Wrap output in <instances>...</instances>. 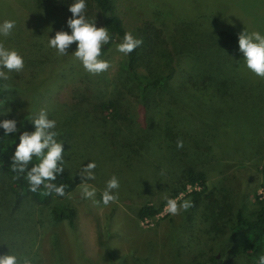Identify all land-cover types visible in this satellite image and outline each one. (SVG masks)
<instances>
[{"label": "rangeland", "instance_id": "rangeland-1", "mask_svg": "<svg viewBox=\"0 0 264 264\" xmlns=\"http://www.w3.org/2000/svg\"><path fill=\"white\" fill-rule=\"evenodd\" d=\"M37 2L0 0V22L6 19L16 22L7 42L25 50H34L45 43L37 27L45 22V15L49 14L45 10L41 12ZM114 9L126 30L139 39L144 38L143 28L147 24L162 30L176 29V33L182 35L181 38L191 32L198 36L201 32L204 38L199 42L213 49L217 47L215 58L211 55L212 60L216 62V58H220L225 65L229 61L222 54L225 51L219 48L222 40L213 32L214 23L226 21L238 33L246 29L264 35V0H115ZM49 17L51 22L52 15ZM95 20L97 27H103L98 16ZM117 42L102 54L101 58L108 60L111 67L99 75L87 73L74 58L72 53L76 50V44L73 43L68 49V55H56L52 62L38 70L32 82L16 78L14 81L11 78L8 80L10 96L20 101L21 110L18 115L42 109L39 101L44 98H67L72 87L88 85L96 90L101 88V93H111V83L117 82L120 99L125 103V117L130 118L131 127L128 129H141V134L136 136L141 139V145L146 147V150L138 154L120 151L117 155L111 149L113 140L106 133L102 138L94 137L87 132L90 129L88 126L83 127L82 144L79 145L83 148L75 152L68 162L72 179L78 180L69 193L71 198L67 195L65 199L29 205L21 211L20 225H16L21 235L16 244L19 256L21 259L31 258L33 264H184L188 257L191 259L198 256L208 260L212 255L220 253L218 259L222 261L221 264H246L245 257L239 254L240 247L232 243L227 228L219 231L221 235L218 239H221L222 244L206 235L205 228L208 233L210 223L203 221L201 203L175 216L167 214L164 207L156 217L146 221L139 220L136 211L146 201L156 204L162 201L160 197H168L167 193L172 187L169 186L171 178L192 162L188 155L187 162L185 158L176 161L177 164L168 161L169 152L165 151L168 144L172 147L169 150L171 155L176 151L192 152L191 148L196 146L202 150L198 151L197 156L204 160L206 154L213 152L216 160L212 168H205L204 191L211 192L210 195L221 207L233 213L241 210L243 215L250 216L258 210L264 201L261 172L264 165V79L246 68L243 55L238 50L242 68L234 76L231 75L233 80L223 88L225 94L221 92L222 96L211 90H200L195 100L185 103L182 100L185 89L173 88L169 97L175 99L173 105H178L176 102L181 99V105L176 106L175 110H167V115L173 117L176 113L179 116L187 113L189 124L182 118L185 133L164 135L162 131L167 134L168 129L166 124L161 122L160 133L152 122H148L147 117L148 114H156L160 124L164 113L159 108L157 111L152 110L154 104L147 105V101H160L157 104L162 107L166 103L165 97L150 93L146 95L149 98L143 100L141 96L127 91L124 93L121 85L126 82L121 75L125 73L120 70L124 54L116 50ZM169 42L168 37L166 45ZM181 51V48H177L174 53L180 54ZM182 56L180 61L175 57L176 74L183 72L181 67L185 64L181 62ZM204 56L202 53V57L198 58L201 60L191 64V70L200 74L210 73L212 76L216 71L211 62L207 65ZM191 61L186 60L185 63L188 65ZM146 69L141 66L139 72L148 74ZM189 75L193 74H183L184 77ZM125 86V89H131L130 83ZM30 103L34 109L28 107ZM37 106L40 107L37 109ZM179 107L181 110H178ZM186 107L195 111L189 113ZM4 113L0 110V116L3 117ZM14 119L19 121L20 117ZM152 126L153 130L149 131ZM128 136L132 135L129 133ZM178 139L184 142L182 149L176 147ZM193 140L197 142L196 145ZM91 161L97 165L94 170L95 180L87 181L97 190L94 200L101 201V193L111 176L115 175L119 179L120 187L114 190L118 191L119 199L107 207L102 201L97 204L93 199L81 198L80 184L83 181L79 172ZM188 193L184 190L176 198L178 202L185 199L193 202ZM55 208L67 212L72 209L73 215L68 220H57L52 214ZM186 231H189L188 235H185ZM187 238H191L190 250Z\"/></svg>", "mask_w": 264, "mask_h": 264}, {"label": "trees", "instance_id": "trees-1", "mask_svg": "<svg viewBox=\"0 0 264 264\" xmlns=\"http://www.w3.org/2000/svg\"><path fill=\"white\" fill-rule=\"evenodd\" d=\"M114 1L115 0H86L87 8L84 13L86 18L89 21H94L96 16H98L102 26L107 27L112 37V41L103 46L102 54L107 52L114 42L118 41L117 43H119L124 33L127 31L121 18L114 11ZM71 3H73V0H38L37 4L41 12L44 10L47 11L49 15H52V20L49 22V15H45V22L39 24L37 27V31L44 37L45 43L38 45L34 50L22 49L17 44L7 42L8 38L0 36V42H3L5 47L16 49L24 58L23 70L20 72H11L9 74L13 81L16 78L17 80L21 79L32 82L38 70L45 64L53 61L57 54L55 49L48 46V39L49 37H54L55 32L59 30L67 31L69 34L71 33L66 23L67 19L71 17V13L68 10V5ZM213 25L215 26L213 30L214 34L216 33V36L222 40L221 44H219V48L225 51L222 52V54H224L225 58L229 61L226 64L228 65L229 63L228 66H226L220 58H216V62L212 60L211 55L215 58L216 54L214 52L217 47L213 49L199 42L204 38L201 32L198 36L193 35L192 33L194 32H191L181 38L182 35L176 33V29H163V31L162 28H156V26L150 24H147L143 28V33L145 32V34L142 36L144 38L141 39L144 43L129 55H124L120 69L125 73L124 76L121 75L126 82L121 85L124 93L127 91L129 94L141 96V98H144L143 100L149 98L146 96L147 94L155 93V96L160 94L163 98L165 97L166 103H170L168 105L165 103L164 106L160 107L157 104L160 103V101L157 102L154 99L147 101V105L151 103L154 104L155 108H152V110L154 109L157 111L159 108V110L164 113L163 121H160V124H158L159 122L156 114H148L147 116L148 122H152L153 126L159 129L158 131L160 133V129L162 128L161 122L163 125L166 124L168 129L167 134L162 131L164 135L173 136L185 133L183 129L186 127H182V118L189 124L186 118L187 115H189L187 113L183 115L180 114V116L176 113L173 117L172 115H167V110H175L176 106L181 105V99L178 100L179 102H176L179 103L178 105H173L175 99L169 97L173 88L185 89L186 94L184 93V97L182 98L185 103H190V101L195 100V95L197 96L200 90L206 92L211 90L214 94L222 96L221 92L224 93L223 88L226 87L228 82L233 80L232 76L242 68V61L238 55L240 53L237 52V30H233V27L227 24L226 21L222 23L217 22ZM168 37L171 41L169 42L171 47L169 44L166 45ZM177 48L182 49L180 54L177 53L178 55L174 53L177 51ZM220 50H218V52H220ZM202 53L205 54L203 59L207 61V65L209 66V62H211L213 70L216 71L212 76L210 73L200 74V72L191 70V64L199 62L201 59L199 60L198 58L202 57ZM181 56L183 57L181 62L185 65L181 67L183 72L176 74L175 57L180 61ZM186 60L192 61L187 65L185 63ZM141 66L147 68L148 74H141L139 72ZM184 72L193 75L184 77ZM4 83L9 85L8 81H0V110L7 113L9 109H11V112L3 117L0 116V120L18 119V117H20V120L17 121V127L20 129V133L23 131H34V125L30 121L38 115L41 110L38 109V107L42 105V109L47 111L48 118L56 121L55 131L58 132L56 139L63 144L64 148V172L58 175L57 179L52 181V183L57 186L61 184L65 185L66 194H69L75 184L78 183V180L72 179V171L68 166V162L73 158L72 155H74L75 152L83 148V146H79L82 144L83 127L88 126L90 129L87 132L95 135L94 137L102 138L101 136H104L106 133L108 137L113 140L112 142L115 143L114 145L111 142V149H113L116 154L120 151H123L125 154L129 151L133 154H138V152L146 150V147L141 145L142 142L139 136H136L141 134V129H128V127H131L130 118L127 119L125 117V103L123 99H120L119 95H121V93L118 91L117 82L111 83L113 85L111 93H106V91L101 93V88L96 90L95 87H90L88 85L72 87L68 92L67 98L61 99L57 96L52 100L44 98L42 101H39L41 105L37 106L38 110L34 111L35 113L28 114L24 112V115H18L19 110H21L20 101L12 98L9 90L5 91L3 89ZM129 83L131 89L127 90L125 89V85ZM91 85H94V83H91ZM124 97L125 95L123 94V98ZM28 107L34 109L31 103ZM178 110H181V108L179 107ZM185 110L189 113L195 111V109H190L189 107H186ZM206 117H211V115H206ZM216 117L219 118L218 116ZM153 126L149 131L153 130ZM191 130L193 129L191 128ZM20 133L4 136V130L0 128V255L7 254L10 251L11 254L16 255L18 258H21V256H19L16 244L19 243L21 235L18 232L19 227L16 225H20L19 220L21 211L29 205L45 204L50 200H61L67 197V195L63 197L58 196L55 192L47 194L48 190L43 186H41L36 193L29 191L26 173L19 174L18 179L15 178L17 173L13 172L11 169V157L14 154L16 145L19 143ZM129 133L132 136H128ZM193 143L195 145L197 144L195 141ZM167 147L168 149L165 151L169 152L168 161L171 163L182 161L184 158L187 159V155L191 157L192 162L190 164L188 163V166L182 168V171L178 175L175 174V177L171 178L169 186L172 187L169 193H167L168 197H160L162 201L156 204H151L150 201H146V203L141 205L136 211V217L142 221L156 217L165 207L166 198H177L187 184L198 183L203 189L192 191L188 193V196L192 198L194 208H196L199 203L203 204V213L201 214L203 215V221L210 223L208 233L205 228L206 235H208L209 238L213 237L217 239V243L222 244L220 242L221 239H218L221 235L219 231L227 228L232 236V243L240 247L239 254L245 257V263L256 264L258 257L264 255V201L261 202L258 210L250 216L243 215L241 210H237L233 213V211H229L228 208L221 207L212 198L210 195L211 192L207 191L206 193V191H204L206 183L205 168H212V163L216 160L213 157V152L206 154L203 160L201 157L199 158L197 156L198 151L202 150H199L196 146L194 149L191 148L193 150L192 152L188 151V153L187 151L184 152V150L180 152L176 151L174 155H171L172 152L169 151L172 150V147L169 144ZM187 161L188 159L186 162ZM37 162V159L33 157L32 164ZM177 162L175 164H177ZM201 164L203 166H201ZM31 166L30 164L29 167ZM217 170L220 171V169ZM261 172L262 185L264 186V165ZM172 174L173 173L170 175ZM255 178L257 180V176H255ZM52 214L57 220H68L72 217L73 210L68 209L67 212L55 208ZM188 234L189 231H186L185 235ZM190 241L191 238H187L188 250H190ZM219 257L220 253H218L217 256L212 255L208 260H202L198 256L191 259L188 257V261L184 264H221L222 261L218 259Z\"/></svg>", "mask_w": 264, "mask_h": 264}, {"label": "clouds", "instance_id": "clouds-1", "mask_svg": "<svg viewBox=\"0 0 264 264\" xmlns=\"http://www.w3.org/2000/svg\"><path fill=\"white\" fill-rule=\"evenodd\" d=\"M87 8L86 0H73L68 5L71 13L66 21L71 33L59 30L55 32L54 37H49L48 46L55 49L58 56L68 55L69 47L75 43L76 50L72 53L74 58L78 60L84 70L90 75H99L108 71L111 64L108 60L102 59V48L112 41V37L107 27H97L96 20L89 21L85 16ZM16 26L14 20H4L0 22V36L9 37ZM143 43L142 39L135 37L132 32L126 31L122 40L116 45V50L124 55H129L137 47ZM238 50L243 55L246 68L255 76L264 79V35L259 31L248 32L246 29L238 33ZM24 68V58L13 48L5 47L0 42V81L10 80L11 72H20ZM6 70V71H5ZM5 91L9 90L7 83L3 84ZM11 109L3 115H7ZM34 125V131H23L17 127L16 119L0 120V128L4 130V136L9 134L20 133L19 143L15 147L13 156L11 157V169L19 174L26 173V179L29 185V191L36 193L41 186L47 189V194L55 192L58 196H66L71 198V194H66L65 185L57 186L52 183L57 176L64 172V148L63 144L58 142L56 137L58 132L56 129V121L49 119L47 111L41 109L30 121ZM22 123V122H21ZM176 147L182 149L184 142L178 139ZM33 157L37 159V163L32 164ZM32 165L29 167V165ZM94 161L82 167L79 175L83 181L80 184L81 198L93 199L94 203H103L105 207L111 203L118 201V190L120 187L119 179L113 175L106 181L104 190L101 193V201L94 200L96 189L88 184V180H95ZM194 204L190 200L178 202L176 198H166L165 211L170 215H179L181 211H188ZM0 264H33L31 258H18L16 255L7 254L0 255ZM256 264H264V255H260Z\"/></svg>", "mask_w": 264, "mask_h": 264}, {"label": "built area", "instance_id": "built-area-1", "mask_svg": "<svg viewBox=\"0 0 264 264\" xmlns=\"http://www.w3.org/2000/svg\"><path fill=\"white\" fill-rule=\"evenodd\" d=\"M200 189H201V185H199L198 183H194V184H187L186 187L183 189V191L187 190L190 193L192 191H199ZM182 192H181V194H182ZM146 220H148V219H145L143 221H146Z\"/></svg>", "mask_w": 264, "mask_h": 264}, {"label": "water", "instance_id": "water-1", "mask_svg": "<svg viewBox=\"0 0 264 264\" xmlns=\"http://www.w3.org/2000/svg\"><path fill=\"white\" fill-rule=\"evenodd\" d=\"M227 262V261H226Z\"/></svg>", "mask_w": 264, "mask_h": 264}]
</instances>
